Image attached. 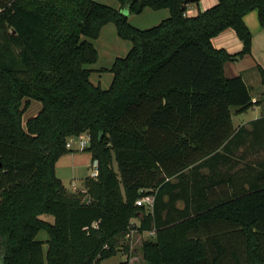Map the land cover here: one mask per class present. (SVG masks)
I'll list each match as a JSON object with an SVG mask.
<instances>
[{"label": "trees", "instance_id": "obj_1", "mask_svg": "<svg viewBox=\"0 0 264 264\" xmlns=\"http://www.w3.org/2000/svg\"><path fill=\"white\" fill-rule=\"evenodd\" d=\"M114 1L169 17L139 30L93 0H0V264H101L132 231L153 233L143 264H264V117L233 127L256 103L224 74L251 55L243 18L257 11L264 29V0H217L195 17L185 0ZM108 24L132 47L103 90L86 39ZM226 30L240 53L213 47ZM30 101L41 110L23 124ZM85 134L97 173L69 193L56 165ZM146 197L151 209L136 205Z\"/></svg>", "mask_w": 264, "mask_h": 264}, {"label": "rangeland", "instance_id": "obj_2", "mask_svg": "<svg viewBox=\"0 0 264 264\" xmlns=\"http://www.w3.org/2000/svg\"><path fill=\"white\" fill-rule=\"evenodd\" d=\"M95 3L111 7L113 9L121 11L127 16L128 22L131 26L139 30H148L155 26H158L162 21L169 17L167 10L153 11L150 9H145L141 14L134 15L129 14L127 9L121 8L120 4L114 0H93ZM87 42L91 43L97 51L98 59L95 64L89 65L86 68L92 71L91 82L94 85L100 86L103 90H107L112 82L113 75L110 70L116 59H123L127 56L131 50L132 44L127 41H123L118 38L116 34V29L113 24H108L102 28L101 33L97 40L91 41L86 39ZM253 92L254 88H260L264 90V86L261 85L260 79L257 85H252ZM41 110V104L36 101H30V106L23 115V124L26 123L30 118H34ZM259 113L258 110H248L245 114L239 116H234L232 123L237 126L239 120H245L249 117L252 119L257 117ZM79 138L74 140L73 148L79 149L78 144ZM85 153V152H84ZM114 169H116V164L114 163ZM91 166L79 165L75 168H62L57 170V176L63 182L66 190L69 193H74L81 191L83 189L84 180L87 177H94L92 174ZM94 172V171H93ZM50 224L53 223V218L48 215L40 217ZM136 220H132L136 224ZM140 234L132 231L125 236V239L119 242V253L108 260L103 261L101 264H120L127 260L126 257V247H128V253L131 252L130 263L132 264H143V259L140 251V243L142 239L148 237L146 234L141 236ZM37 240L43 242V251L46 253L47 250V240L48 237L44 232H40L37 236ZM131 247V248H130ZM131 249V250H130ZM1 258V255H0Z\"/></svg>", "mask_w": 264, "mask_h": 264}, {"label": "crops", "instance_id": "obj_3", "mask_svg": "<svg viewBox=\"0 0 264 264\" xmlns=\"http://www.w3.org/2000/svg\"><path fill=\"white\" fill-rule=\"evenodd\" d=\"M216 4H217V0H199L198 4H196L195 2L186 3V16L195 17L200 11L208 10L214 7ZM243 21L253 37L251 55H246L240 59H233L230 62L225 63L224 74L228 78L240 76L243 79L244 83L251 92L253 103H256V105L249 110H253V111L258 110L259 113H256L258 115L253 119L249 117L245 120H239L237 126L233 125L235 129H238L242 126H246L248 123L264 117V90L258 87L254 88L255 89L254 92L252 90L253 88L252 85L253 86L257 85L259 81L258 68L259 67L264 68V29H262L259 25L257 11L248 13L246 16H244ZM212 44L215 49L218 50L222 49L227 53H229L230 55H236L240 53L242 50V43L238 40V38L236 37V35L232 30H226L221 34H219L217 37H215L212 40ZM246 112L240 115L234 114L232 116V120L234 116L240 117ZM74 140L75 139H70L68 141L67 148L70 152L67 155L61 157L57 162L56 175H57V170L62 168H67V169L73 167L75 168L76 166L79 165H86V166L89 165L91 166V168L92 167L95 168V163L92 162L90 154L86 152L84 153V151H80L79 149L75 150L73 148ZM93 171L95 170H92V174H94L95 177V173ZM135 222L136 224L135 223L134 224L138 226V221ZM135 232L137 233V231ZM145 234L148 237L142 239V241L152 237L153 235V233H143L140 235L143 236ZM141 243H140V248H141ZM130 253L131 252H129L126 255V257L130 258L131 257Z\"/></svg>", "mask_w": 264, "mask_h": 264}, {"label": "built area", "instance_id": "obj_4", "mask_svg": "<svg viewBox=\"0 0 264 264\" xmlns=\"http://www.w3.org/2000/svg\"><path fill=\"white\" fill-rule=\"evenodd\" d=\"M89 140H90V137L87 134L79 137L78 144H79V150L80 151H84L89 146ZM94 173L96 176V173H97L96 168H95ZM136 205L137 206H146L149 209H151L153 206V198L146 197L144 199H141V200L136 202Z\"/></svg>", "mask_w": 264, "mask_h": 264}, {"label": "water", "instance_id": "obj_5", "mask_svg": "<svg viewBox=\"0 0 264 264\" xmlns=\"http://www.w3.org/2000/svg\"><path fill=\"white\" fill-rule=\"evenodd\" d=\"M195 1H197V0H185L184 2L185 3H192V2H195ZM87 202H88V198L86 199L85 203H87Z\"/></svg>", "mask_w": 264, "mask_h": 264}]
</instances>
